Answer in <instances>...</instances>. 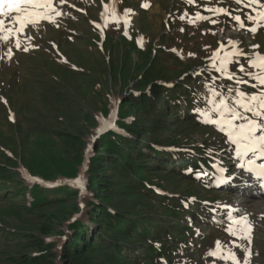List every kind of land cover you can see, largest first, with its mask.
<instances>
[{
  "label": "trees",
  "instance_id": "1",
  "mask_svg": "<svg viewBox=\"0 0 264 264\" xmlns=\"http://www.w3.org/2000/svg\"><path fill=\"white\" fill-rule=\"evenodd\" d=\"M157 1L161 10H168V7L164 9V0ZM170 1L173 2L170 4L173 6V16L178 18L169 19V26L176 30L170 33V42L165 43L164 37L157 40L152 33H147L144 35L143 44L137 45L136 37L133 40L134 46L129 47L146 62L142 68L134 64V72L140 70L136 93H132L120 109L119 124L124 132L110 130L102 135L95 155L90 160L92 178L89 190L94 192L96 198L90 201L91 215L87 220L74 218L68 224V231L72 233L65 241L61 254L54 251V241L49 242L40 237L32 240L28 238L31 234L0 227V241L6 244V248L0 249V264H61L60 261L65 264H217V257L209 255L216 250L217 242H220L221 246L232 245V237L228 242L223 237H216L213 246L203 254L202 248L209 236L198 234L195 229L204 224L206 227L225 228V224L233 223L220 221L211 225L204 219L210 215L207 214L208 207L203 201L217 198L209 194L202 195L204 191L201 189L216 193L214 173L210 172L212 166L209 161L217 160L221 156V149H229L230 146L222 133L215 130L214 126L202 124L194 113L193 109L197 107L194 100L200 94L207 95L203 86L205 87V80L210 79V74L200 72L193 75L190 71L193 65L208 64V58L213 56L218 43L216 31L225 24L228 27L234 26V21L229 17L204 11L206 7L225 8L227 0H194L193 4H189L187 0ZM142 2L146 4V7L141 5L144 9L151 5L149 0ZM129 9L132 10L129 14L133 16V20L136 9L133 6ZM197 13L211 16L212 20H217L218 23L213 24L210 20L198 21ZM181 16H185V19L181 20ZM194 18L198 22L190 23ZM132 20L123 21L127 25V33L133 27L132 31L136 35L141 33V30L153 29L146 28V23H140L138 19H134L135 24H132ZM190 26L202 34L208 33L214 40L207 43L210 49L207 46L209 51L205 53V60L196 58L193 62L183 65L178 53L187 56L202 51L192 47L194 42L191 41L190 35L187 36ZM205 29L207 31L202 32ZM102 34L105 35V32L98 29L95 36L102 40ZM123 42L126 43V38ZM241 47L248 52L252 51L245 41ZM60 50L63 52L62 48ZM58 60L63 61V56L58 59L46 56L42 68L44 72H49L60 80L62 74L70 76L80 70L71 65V68H67ZM111 64L113 63L110 61L109 67H112ZM7 68L0 57V91L7 85V80L3 78L4 72L9 74ZM81 71L87 72L86 69ZM169 81L176 82L169 86L166 84ZM224 83L230 82L225 80ZM242 87L249 92L254 91L247 86ZM10 92L13 93L14 99L16 98L14 107H11L8 100L5 105L0 101V143L1 138L7 137L6 129L14 128L20 131L23 127L35 123L22 114L29 104L19 100L14 90ZM199 106H204L202 100ZM9 109L15 112L14 121L8 117ZM63 119L62 117L60 120ZM96 123L99 121L96 120ZM195 128L205 137L202 142L197 140L200 144L195 143L197 138L190 136ZM29 135L30 133L27 137L24 135L23 139L28 141ZM46 137L47 134L42 137L45 142L48 141ZM2 145L0 144V191L11 189V193L27 195V203L24 206L26 211L65 203L69 198L76 196V189L68 184L53 189L38 181L25 185L26 180H22L20 173L15 170L18 162L3 151ZM209 148L216 150L211 158L206 155V149ZM83 159L84 149L77 163L81 165ZM175 159H182L180 166L175 164ZM189 168L193 169V173L186 171ZM207 168L209 170L205 171ZM72 171L74 174H67L68 177H74L78 168L73 167ZM201 171L209 175L197 179L195 173ZM181 179L187 184L184 196L179 194L180 192L172 191L176 190L173 187L180 186ZM155 188L166 192H157ZM199 195L205 198H200ZM7 196L5 195L6 198ZM192 198H195V201ZM75 207L78 216L82 213V208L78 205ZM183 217H186L187 221H184ZM188 217H191L192 223L188 221ZM59 232L66 234L67 230L62 227ZM15 238H19L18 242L12 245ZM16 248L19 249L18 252L14 251ZM99 256H102L101 259Z\"/></svg>",
  "mask_w": 264,
  "mask_h": 264
},
{
  "label": "rangeland",
  "instance_id": "2",
  "mask_svg": "<svg viewBox=\"0 0 264 264\" xmlns=\"http://www.w3.org/2000/svg\"><path fill=\"white\" fill-rule=\"evenodd\" d=\"M114 1L115 4L108 11V9L105 10L104 5L110 8L109 0H64L63 4L59 0H54V6L61 13V15L53 17L56 21L55 24L39 21L34 25H26L24 32L19 36L20 49L15 47V39L8 42L0 39L3 65L8 67L9 72V74L3 73L7 85L3 91H0V101H3V105H5L8 100L11 107H14L16 98L14 99L13 93L10 92L14 90L15 93L17 92L15 95L19 100H24L29 104L28 108L22 111V114L35 122L23 127L21 132L14 128L6 129L7 137L1 138L0 144H3L1 148L18 162L15 170L20 173L22 180H26L25 185H31L38 181L53 189L62 184L70 185V182L76 180L79 175L82 176L86 185L84 190L74 187L77 191L76 196L69 198L65 203L48 205L34 211H26L24 207L27 203V195L23 196L19 192L11 193V189L0 191V227L31 234L28 238L32 240H35V237H40L49 242L54 241L56 242L54 251L59 254L62 253L63 245L72 233L68 231V224L74 218L87 220L91 215L92 204L90 201L96 198L94 192L89 190L92 178L90 160L95 155L100 137L109 133L110 130L117 133L124 132L119 124L120 109L123 102L132 93H136L137 76L140 70L134 72V64L142 68L146 62L140 59L139 55L129 47L134 46L133 40L136 37V44H143L144 35L147 33H152L157 37V40L164 37L165 43H168L171 34L176 31L175 28L171 29V26L168 25L169 19L174 18L173 6L170 5L173 2L170 0L167 2L164 0V9L168 7L167 11L161 10V5L157 0H149L151 5L148 9L142 7L146 5L142 2L143 0ZM261 2L264 3V0ZM227 5L235 7V12L238 14L250 12L249 8L235 4L234 0H229ZM130 6L136 9L133 14L134 19H138L140 23L143 21L147 25L146 28H153L152 31L145 29L136 35L132 31L133 27L131 30L129 29L128 33L126 32L127 25L123 21H126L124 18L128 14ZM74 12H79L80 15H75ZM104 14H106L105 17L107 16L106 20L101 18ZM128 15L129 17L126 18H128V22H131L133 16ZM134 19L132 24H135ZM174 19L177 20L178 18L175 17ZM5 23L8 25V18H5ZM98 29L105 30L106 36L102 34V40L95 36ZM262 29L264 28L260 29L256 40H259L264 48V31H261ZM205 31L207 29L202 32ZM200 33L198 29L196 30L191 26L187 29V36L190 35L191 41L194 42L192 47L202 51L190 57L189 55L181 56L178 53L183 65L193 62L196 58L205 60V53L210 49V45L207 43L214 39L209 37L208 33H201L202 35ZM4 34L6 33H0V35ZM68 34L72 35L73 38L72 36L67 38ZM13 35L15 36V33ZM216 36L221 41H228V39H234L236 42L246 40L249 44L259 45L252 35L236 28L218 29ZM125 38L126 43L123 42ZM25 44H27V51L24 50V48L26 49ZM57 44L64 52L63 61L58 60V62L67 68H71V65L80 69L74 75L62 74L60 80L42 69L45 65L46 56L57 58V54L53 51V48L55 50L58 46ZM33 46L37 50H34ZM222 46L220 45L219 48L221 55L231 51L229 43ZM110 61L113 63L111 64L112 67H109ZM205 66L207 65H193L190 72L200 73V70ZM84 69H86V73L81 71ZM79 72L83 74H79ZM174 82L176 81H169L171 84ZM203 88L206 89L204 86ZM111 114L112 125L103 131L100 121L102 118L109 119ZM62 117L64 119L60 120ZM96 120L99 123H96ZM196 130L190 136L197 138L195 143L200 144L205 137L201 131ZM28 133L30 135L27 141L23 137H25L24 135L27 137ZM181 133L184 134V132ZM44 134H47L46 139L48 141L46 142L42 139ZM83 149L84 159L83 163L79 165L77 159ZM228 151L222 152L225 159L220 166L227 171L220 173V176L222 179H229V182L234 185L237 184L236 188L221 190L216 193L212 190L201 189L204 191L202 195L209 194L214 198H222L221 206L223 208L229 209L225 206H231L232 209H239L238 213H233L234 216L248 214L252 224L249 264H264V191L260 190V182L257 179L250 177L249 173L237 166L235 159L230 156L231 149ZM73 167L78 168V172L74 177H68L67 174H74ZM28 174H31L30 176H33L34 179L29 180ZM179 184L182 188L179 189L180 186H175L173 188L176 190L172 191L180 192L179 194L184 196L187 184L182 179L179 180ZM238 187L240 188L238 189ZM5 195H8L7 198ZM202 195L199 197L205 198ZM98 202L100 201L98 200ZM75 205L82 208V213L78 216ZM214 213L216 219L228 223L225 222L228 220L227 217ZM183 219L187 221L186 217ZM214 221L212 220L210 223H214ZM92 224L94 225V223ZM225 225H227L225 228L206 227L205 224L201 228L198 227V233L202 232L201 235L207 234L209 236L202 248V253L205 254L207 249L213 246L216 237H223L226 242L232 237L234 244L229 248L238 253L236 255L243 264L246 254L241 248L235 247V244L247 246L248 242L233 237L227 230L229 224ZM231 225L233 229L236 228L235 224ZM62 227L67 230L66 234L59 232ZM47 230L49 232H46ZM18 239L15 238L12 245H16ZM5 245L0 241V249L6 248ZM14 251L18 252L19 249L16 248ZM101 257L98 258L101 259ZM216 261L217 264H232L231 260L216 258ZM59 263L65 264L63 261Z\"/></svg>",
  "mask_w": 264,
  "mask_h": 264
},
{
  "label": "snow or ice",
  "instance_id": "3",
  "mask_svg": "<svg viewBox=\"0 0 264 264\" xmlns=\"http://www.w3.org/2000/svg\"><path fill=\"white\" fill-rule=\"evenodd\" d=\"M59 2L63 4L64 0ZM187 2L193 4L194 0H187ZM234 3L250 9V12L245 13V18L233 15L231 11L223 7H206L204 11L229 17L240 29L253 35L264 28V3L261 0H234ZM58 15L61 13L54 6V0H0V33H6L0 35V39L5 42L15 39V47L20 49L19 36L24 32L26 25H34L39 21L55 24L53 17ZM196 17L198 21L210 20L213 24L218 23L217 20H212L211 16L201 13H197ZM5 18H8V25L5 23ZM180 19L184 20L185 16H181ZM198 21L194 18L190 20V23ZM228 43L231 51L223 55L221 51L215 52L208 58L211 63L200 70L209 73L210 79L205 80L207 95L197 96L194 100L197 107L193 111L202 124L214 126L215 130L223 134L234 154L237 166L254 176L260 182V186L264 187V53L257 51L260 48L258 44L252 45L253 51L248 52L241 48L238 42L229 40ZM24 50L27 51V49ZM213 72L216 75H211ZM225 80L230 83L225 84ZM245 85L254 91L245 90L242 87ZM201 100L203 107L199 106ZM215 151L211 148L206 149V155L211 158ZM217 168L220 173L227 171L220 165H217ZM186 171L193 173L191 168ZM195 175L197 179H202L209 174L201 171L196 172ZM225 207L229 208L227 219L237 225L233 229L230 224L227 230L238 240L248 242L247 246L235 244V247L241 248L246 254L243 264H249L252 243V224L249 216L247 213L234 216L233 213H238L239 209ZM220 248V242H217V249ZM209 255L221 260H231L232 264H242L241 259L231 248H228L226 252L220 251L219 254L215 251L210 252Z\"/></svg>",
  "mask_w": 264,
  "mask_h": 264
}]
</instances>
